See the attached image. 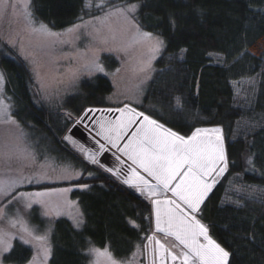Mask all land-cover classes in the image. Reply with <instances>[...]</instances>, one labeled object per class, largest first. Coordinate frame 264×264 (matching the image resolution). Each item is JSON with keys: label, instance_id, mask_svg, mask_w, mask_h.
<instances>
[{"label": "trees", "instance_id": "1", "mask_svg": "<svg viewBox=\"0 0 264 264\" xmlns=\"http://www.w3.org/2000/svg\"><path fill=\"white\" fill-rule=\"evenodd\" d=\"M110 2L139 3V23L145 31L162 34L167 45L155 63L142 100L134 106L181 135H191L198 127L220 126L224 130L229 168L210 193L198 218L209 226L213 239L233 254L230 264H264V244L260 243L264 239V206L251 198L260 197L259 190L264 189V131L257 128L254 136L247 137L255 142L251 151L256 154V171L246 170L247 145L243 135L246 122L264 117V82L257 84L253 109L244 98L249 88L244 79L261 70L264 0ZM85 3L86 0H31L34 16L54 30H62L81 17L97 13L92 7H85ZM245 44L257 53L256 57L245 55L233 62ZM181 49L187 51L182 54ZM210 53L226 56L227 64L216 63ZM107 65L112 69L114 63ZM0 66L20 126L31 135L46 130L48 137L54 136L59 152L71 154L59 140L86 108L112 105L108 98L113 84L107 76L83 77L75 91L60 106L53 107L40 99L30 67L20 54L6 46L0 51ZM234 81L238 83L234 85ZM72 155L85 168L78 180L27 186L34 189L90 185L88 190L74 188L71 192L85 215L86 227L77 230L68 218L56 219L49 264H89V257L82 253L89 240L96 247L109 245L118 259H128L136 245L143 246L144 237L153 233V217L145 219L150 216L151 204L105 171L98 170L88 176L93 165L75 153ZM232 201L245 206L238 208ZM130 220L139 228L133 227ZM252 230L256 232L255 241L246 236ZM22 248L26 259H30L32 250L27 246Z\"/></svg>", "mask_w": 264, "mask_h": 264}, {"label": "snow or ice", "instance_id": "2", "mask_svg": "<svg viewBox=\"0 0 264 264\" xmlns=\"http://www.w3.org/2000/svg\"><path fill=\"white\" fill-rule=\"evenodd\" d=\"M93 6L99 10L106 9L102 16L93 17L100 26H94L92 31L87 33L90 42L84 50L77 49L71 57H66L75 61V64L61 74L58 82L75 85L81 77L92 78L97 74H103V76L111 75L115 84L121 68H116L114 72L109 73L102 54L123 52L128 55L129 49L143 45L147 47L151 55L146 63L142 62L133 69L135 73L142 75L137 85L140 89V85L151 79L152 60L167 46L162 34L143 30L137 16V11L141 7L139 3L125 2L110 6L107 0H96L95 4L93 0H86L85 7ZM9 12L13 17L22 16L21 31L36 36L38 46L48 49L46 53L48 55H51L57 46L74 43L80 38L81 30L93 23V20L84 21L81 17L80 23L74 24L63 33L53 32L44 23H39L37 26L31 11V0H0V20L8 16ZM113 17L123 22L119 38L111 27ZM171 23L175 27L174 19ZM21 31H17L15 35L9 33L7 37L0 36V39L15 47L19 37L21 51H23ZM129 34L130 39H125ZM186 51L187 49H181L182 54ZM245 55L255 58L257 53L249 50L245 44L243 49L237 52L233 62H237ZM209 56L216 63L227 64L226 56L220 53L215 55L210 53ZM260 69L255 76L244 79V82L249 85V88L245 90L244 98L250 109L254 108L257 101V84L264 82V51L260 53ZM33 72L40 83V90H43L45 85L35 59H33ZM5 82V74L0 71V124H11L19 128V123L11 113L12 105L7 102L11 98H7L6 101L4 96ZM233 83L235 85L238 82ZM177 106L179 107L178 97ZM113 111L120 114L115 120L103 115L104 112ZM95 112L102 114L101 118L95 121L96 136L100 137L96 141L98 151H91L83 145L78 146L79 150L91 164L100 163L98 156L107 152L108 146L120 153L116 156L119 166L105 168V171L115 176L122 184L134 188L150 201L151 213L145 219L154 217L155 229L151 235L144 237L147 243L143 246L136 245L137 252L133 253L132 260L118 259L109 245L100 248L93 245L90 240L87 241L88 246L82 249V253L89 257V264H134L141 247L146 251L151 248L154 256L158 254L160 264H165L168 259L173 264L176 262L178 264H230V257L233 254L213 239L209 234V226L198 218L210 193L229 168V152L223 128L220 126L198 127L192 131L191 135H181L127 103L115 109L86 108L77 123ZM245 128L243 135L247 145V153L244 157L246 170L256 171V154L251 151L255 147V142L249 141L247 137L249 134L254 136L257 128L264 131V117L261 120L246 122ZM235 137L234 133L233 140ZM64 139L73 145L76 144L71 136H65ZM121 141H124L122 146ZM121 156L126 157V160L121 159ZM126 161H130V164H127L125 168ZM35 163V153L20 137L12 143L0 146V222L6 221L7 224L6 227H0V264H11L14 260L16 264H25V261L26 264H48L52 255L50 226L41 230L42 220L37 224L29 225L28 220L25 219L26 216L32 217L35 213L34 205L39 206L40 216L49 220L53 217L67 216L77 230L86 227L85 215L80 210L78 201L69 199V193L73 191L72 187L49 188L45 191L33 192L19 190L26 184H41L45 180L54 178L78 180L82 173L74 171L71 165L59 169L51 165H40L39 171H35ZM100 167L104 168V165L100 164ZM78 187L82 190L90 189L88 184L78 185ZM259 191L262 193L260 197L252 196L251 198L264 206V189ZM232 203L238 208L245 206L239 201H232ZM10 206L15 208L12 215L9 214ZM129 223L139 228L134 220H130ZM157 233L163 234L165 240L172 238L175 243L162 242L157 237ZM246 236L253 241L257 239L255 230L247 232ZM16 240L32 249L33 255L30 259H26L22 247L14 245L13 242ZM260 243L264 244V239ZM151 264H156V260L153 259Z\"/></svg>", "mask_w": 264, "mask_h": 264}, {"label": "rangeland", "instance_id": "3", "mask_svg": "<svg viewBox=\"0 0 264 264\" xmlns=\"http://www.w3.org/2000/svg\"><path fill=\"white\" fill-rule=\"evenodd\" d=\"M95 2L96 0H93V4H95ZM107 2L109 3L110 6L118 5L117 3H114V2L111 3L110 0H107ZM92 8L97 13L90 17L84 18L83 19L84 21L93 20V17L102 16L103 12L106 11V9L99 10L95 8L94 6ZM31 11H32V6H31ZM32 14H33V11H32ZM33 17L35 18L37 26L39 25V23H44L38 20L34 16V14H33ZM80 22L81 20L76 22L75 24L80 23ZM73 25L66 27L62 30H54L50 26L48 27L53 32L63 33L66 29L71 28ZM122 25H123V22L121 19H118L116 17L111 18V27L116 31L118 38L120 36ZM22 26H23L22 16L13 17L11 15V12H9L8 16H6L3 20H0V36L7 37L9 33H12L13 35H15L17 31H21ZM94 26L99 27L100 25L98 24V22L93 20L92 24L88 25L86 29L81 30L80 38L78 40H75L74 43H68L62 46H57L56 50L52 52L51 55L46 54L49 51L48 49L46 48L42 49L40 46H38V40L36 36L30 35L26 31H21L23 51H21V42H20L19 37L17 38V43L15 47L10 46L9 44L5 43L4 40L0 39V51H2L3 49H5L6 46H8L14 51H16L18 54H20L26 60V62L28 63L30 67L34 81L39 90L40 99L47 105H52L53 107L60 106L63 103L66 96L75 91L80 80L83 78L81 77L78 83L75 85H65V84H60L58 82V80L61 77V74L64 73L66 69H68L69 67H72L75 64V61L68 59L66 57H71V55L77 49L79 50L85 49V47L90 42L89 38L87 37V33L91 32ZM125 39H130V34L127 37H125ZM161 54L162 52L160 53V55ZM150 55L151 54L148 51L147 47L143 45H137L135 46V48L129 49L128 55H126L123 52L119 54L115 52L102 54L103 62L109 73L114 72L116 68H121V72L118 74L117 83L115 84L113 82L112 76L111 75L107 76L113 84V91L111 95L109 96L111 97V99L108 98L109 102L112 105L108 107H104V108H99V109H108V108L115 109V108L123 107L125 103L129 104L133 108H136L134 104L140 103V101L142 100L145 89L150 79L147 80L143 85H140V89H138L137 85L140 83V79L142 78V75H138L137 73L133 71V69L142 62L146 63L148 59L150 58ZM160 55H158L154 60H152L151 67L153 70L150 73L151 77L154 72L155 63L160 57ZM26 56L28 57L27 59L25 58ZM33 59H35L36 64H38L40 68V75L45 85L43 90H40V83H38L36 75L33 72ZM109 62L114 63V66L112 69H109V66L107 65V63ZM0 71L4 72L1 66H0ZM4 96H5L6 101H7V98L10 97L6 82L4 84ZM7 102L11 103V100ZM136 110L140 111L137 108ZM11 113H12L13 118L16 120L13 114L12 107H11ZM101 115L102 114L100 112H95V113L89 114L88 117H85L79 123H77V120L79 117H77L75 121L73 122L74 125L76 124L80 125L83 133L84 131H86L85 132L87 134L86 138L80 139L79 137L72 135L69 131L64 133V135L59 141L61 142L62 145L67 147L69 151H71V154H67L64 151L59 152L58 150H56L57 143L54 139V136H52V138L48 137L47 136L48 133L46 130L42 129L38 133L37 132L34 133L36 135H31V133L28 132L27 129L21 127L20 124H19L20 126L19 128L11 124H0V146H3V144L5 143H12L15 141L17 137H20L22 138L23 142L35 153V157H36V163L34 165L35 171H39L40 165H45V166L51 165L52 167H55L57 169L63 166H66V165H71L74 171H79L82 173L81 175H83L85 168L82 164H80L76 160V158L73 157L72 153L77 154L78 156L83 158L85 161L90 163L88 160L85 159L84 153H82L79 150L78 146L83 145L84 148L86 149H89L91 151H98V145L96 141L99 140L100 137L96 136L95 121L101 118ZM103 115L107 116L108 118L112 120H115L116 117L119 116L120 114L119 112L113 111V112H104ZM65 136H71L72 140H74L76 144L73 145L72 143L66 141L64 139ZM101 142L103 143V141ZM123 143L124 141H121V146ZM108 147H109V150L107 152H104L98 156V160L100 162L99 164L90 163L91 165H93L94 169L93 171L91 170L88 172L87 174L88 176L95 175L98 170L105 171V168H114V167L119 166V161L116 160V156L120 155V153H117L116 149L111 148V146H108ZM121 159L126 160V157L121 156ZM100 164H103L104 168H101ZM127 164H130V161H126V164L124 165L125 168L127 167ZM89 173H92V175H89ZM67 181H71V180H61V179L54 178L52 180H45L41 184H54V183L67 182ZM31 185L33 186V185H39V184H36V183L26 184L19 190L33 192V191H45L49 188H68V187H72L73 189L79 188L78 186L64 185V186H56V187L28 189L27 186H31ZM132 189L136 191L134 188ZM136 193L139 194L137 191ZM168 195L170 196L171 194L169 193ZM142 198L145 199L144 196H142ZM69 199L77 201L76 199L72 197L71 193H69ZM147 201L150 203L149 200ZM33 207L36 209L35 213L33 214L32 217L26 216L25 219L28 220L29 225L37 224L42 220L43 223L40 224L41 230H45L49 228L50 226L51 228L50 243H51L56 219L60 217H65V218H68V217L67 216L53 217L51 218V220H49V218L40 216V209L38 205H34ZM80 210L82 211L81 207H80ZM14 212H15V208H12L10 206L9 214L12 215L14 214ZM69 220L72 222L71 219ZM6 226H7L6 221L0 222V227H6ZM154 229H155V222H154V217H153V231ZM156 235L158 238L161 239L162 242H165L168 244L175 243V241L172 238H167V240H165V238L163 237V234L161 233H157ZM13 243L15 246L20 245L18 247H22V246L29 247L28 245H22L20 241L18 240L14 241ZM145 243H147V241ZM51 246H52V243H51ZM135 252H137V249L135 250ZM32 255H33V251L31 253V256ZM132 258H133V254L126 260H132ZM153 259L156 260V264H160L158 254L154 256L151 251V248L146 251L143 249V247H141L140 252L135 257L134 264H151V261ZM11 264H14V263L11 262ZM48 264H49V261H48ZM165 264H173V262L170 259H168L165 261ZM176 264H178V262H176Z\"/></svg>", "mask_w": 264, "mask_h": 264}, {"label": "water", "instance_id": "4", "mask_svg": "<svg viewBox=\"0 0 264 264\" xmlns=\"http://www.w3.org/2000/svg\"><path fill=\"white\" fill-rule=\"evenodd\" d=\"M70 133L72 135H75L77 137H79L80 139L84 138V134L82 132V128L80 127L79 124L73 125L70 129Z\"/></svg>", "mask_w": 264, "mask_h": 264}, {"label": "flooded vegetation", "instance_id": "5", "mask_svg": "<svg viewBox=\"0 0 264 264\" xmlns=\"http://www.w3.org/2000/svg\"><path fill=\"white\" fill-rule=\"evenodd\" d=\"M68 131L70 132V129H68ZM86 131H84V138H86L87 137V134L85 133Z\"/></svg>", "mask_w": 264, "mask_h": 264}, {"label": "crops", "instance_id": "6", "mask_svg": "<svg viewBox=\"0 0 264 264\" xmlns=\"http://www.w3.org/2000/svg\"><path fill=\"white\" fill-rule=\"evenodd\" d=\"M117 179V178H116ZM119 181V180H118ZM121 183V181H119Z\"/></svg>", "mask_w": 264, "mask_h": 264}]
</instances>
